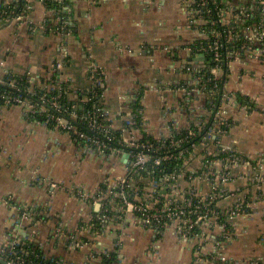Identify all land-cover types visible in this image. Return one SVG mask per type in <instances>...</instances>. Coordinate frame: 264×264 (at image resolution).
Segmentation results:
<instances>
[{
    "label": "crops",
    "instance_id": "crops-1",
    "mask_svg": "<svg viewBox=\"0 0 264 264\" xmlns=\"http://www.w3.org/2000/svg\"><path fill=\"white\" fill-rule=\"evenodd\" d=\"M69 3L72 32L63 38L33 32L27 24H0L1 79L4 70L18 76L45 73L64 47L68 55L64 74L73 88L71 98L76 100L78 92L90 87L91 65L103 68L104 99L118 129L132 116L133 102L141 94L146 133L157 140L211 115L210 95L192 90L193 76L187 68L198 71L206 61L190 52L200 35L188 28L179 0ZM47 16V8L36 0L31 20L40 24ZM177 86L188 91L176 92ZM223 90L236 101L226 106L232 126L217 145L238 151L251 163V168L234 169V180L224 186L223 198L217 203L222 211L241 199L251 205L248 215L235 221L236 232L224 254L226 264H251L264 260V198H258L264 191V62L249 55L232 62ZM251 104L255 109L251 110ZM134 137L144 136L136 132ZM215 144L198 145L188 170L200 168L201 151L214 150ZM125 175L123 158L84 151L68 134L31 122L21 107L0 109V244L22 236L39 245L46 258L61 264H104L102 254L116 249L121 264H194L191 245L179 241L174 229L158 241L154 232L130 219L110 221L101 240L84 232L81 246L71 247L69 237L88 227L99 210L74 189L93 196L104 180L113 182ZM255 176V182L251 181ZM202 187L207 189V184ZM27 212L33 215L32 221L18 230ZM219 234L217 229L213 232L209 247Z\"/></svg>",
    "mask_w": 264,
    "mask_h": 264
},
{
    "label": "built area",
    "instance_id": "built-area-1",
    "mask_svg": "<svg viewBox=\"0 0 264 264\" xmlns=\"http://www.w3.org/2000/svg\"><path fill=\"white\" fill-rule=\"evenodd\" d=\"M32 1L0 0V24L23 22L33 32L42 31L62 38L71 34L68 0H38L48 11V16L40 24L31 20ZM48 2H57L64 7L66 5V16L62 12L48 9ZM180 2L187 14L188 28L200 35L199 42L191 46L190 52L195 56H203L206 61L198 71L191 66L187 68L193 76L192 90L201 95H210L209 105L215 110V122L206 133L204 142L216 144L214 150L201 151L202 161L198 169L188 170V164L198 150H182L183 144L188 140L172 139L174 132L180 130L173 129L164 138L172 140L170 145L162 143L163 139L153 143L150 140L143 141L144 137H134L136 132H146L143 108L137 114L133 112L132 116L127 117L120 129L115 126L105 103L104 91L101 90L106 79L103 68L92 66V85L80 92L86 97L78 94V98L73 100V88L64 74L68 63L67 49L64 47H61L57 60L43 74L28 73L14 78L4 70L5 75L0 78V86L11 90H0V108H23L25 116L31 122L43 126L52 125L53 129L68 134L84 151L107 157L127 158L126 175L113 182L110 179L104 180L95 195L90 196L83 190L74 189L78 197L97 206L99 210L88 227L69 237L73 248L81 246L80 237L84 232L102 236L110 221L125 222L130 219L154 232L158 241L168 230L174 229L179 241L191 245L194 264L228 262L222 241L232 240L236 232L235 221L248 214L251 205L241 199L226 210L227 217L222 219L217 203L223 198L224 186L234 180V169L251 163L249 158L238 151L217 145L232 126L227 117L226 106L236 101L235 96L224 92L223 83L232 62L244 55L264 62V0ZM208 57H211L212 66L207 62ZM4 66L5 63H1V67ZM23 77L27 79L24 86L17 79ZM175 90L188 91L187 88L178 86ZM220 92L224 102L216 106L214 98ZM54 93L58 95L53 96ZM65 96L69 100L68 106L61 104V99ZM139 116L142 118L140 125L136 120ZM38 117L43 118V121L40 122ZM196 121L200 132L203 130L202 118ZM186 130L189 138L198 134L192 125ZM120 132L122 135H119ZM126 135L131 137L127 138ZM172 148L176 150H170ZM177 161L184 162L178 174H165L159 180L154 177L157 171L161 173L168 164ZM44 181L37 179L40 183ZM204 182L207 184L205 190L202 187ZM51 186L57 188L55 183H51ZM259 195L264 198V192ZM6 202L11 203V200L7 199ZM32 217L28 212L23 213L17 229L21 230L25 223L32 221ZM216 229L220 231L219 237L209 247L213 241L211 235ZM25 241L24 237L16 236L12 242L0 244V259L7 264H28V254L17 250ZM110 253L105 252L102 256L109 257ZM262 263L264 260L256 259L251 264Z\"/></svg>",
    "mask_w": 264,
    "mask_h": 264
},
{
    "label": "trees",
    "instance_id": "trees-1",
    "mask_svg": "<svg viewBox=\"0 0 264 264\" xmlns=\"http://www.w3.org/2000/svg\"><path fill=\"white\" fill-rule=\"evenodd\" d=\"M47 4H48V9L55 10L57 12H62V15L66 16V14L64 13V11L66 10V5L64 7V5H61V4L57 3V2H48ZM69 5H70V3H69V0H68L67 6H69ZM22 10H23V7L21 8V11ZM207 62L212 66L211 57L207 58ZM11 76H13V77L15 76L14 78L19 77L18 75H15V74L12 75V73H11ZM21 78H17V79L24 86L27 79L25 77H23V79H21ZM221 89H222V86H221ZM0 90L8 91V92L11 91V90L9 91L6 87H2V86H0ZM101 90L104 91L103 89H101ZM80 92H78L79 95H81ZM221 92L219 94H217V96H215V98H214V103H215L216 106H220L224 102V99L221 97ZM54 95H58V93H54L53 96ZM81 96L83 98L86 97V96H83V95H81ZM136 99L137 100L135 102H133L132 109L137 114V112L142 109V106H141L142 94L139 95V97L136 98ZM68 101H69L68 97L65 96L64 99L63 98L61 99V104L63 106H68L67 105ZM250 106H251V110L255 109V105L251 104ZM212 108H211V105H208V110H209V112H211V115L209 117H207V118L202 119V122H203V130L202 131L198 132V128H197V125H198L197 123L198 122L197 121H194L192 123V128L194 130H196L197 133H198L196 137L189 138V135H188V132H187L186 129L174 132V137L172 139H174L175 141H177V140L180 141L182 139H187L188 140L187 142H185L183 144L182 150H189V152L190 151L193 152L195 147H197L202 142H204V137H205L206 133L213 127V124L215 122L214 121L215 110H213ZM38 119H39L40 122L43 121V118H41V117H38ZM136 120H137L138 125H140L142 123V118L140 116L137 117ZM51 127L53 128L52 125H51ZM119 135H122V132H120ZM143 135H144V140L143 141L150 140L153 143H158L157 139H155L152 136H149L146 132H143ZM161 141H162V143L165 142L167 145H170L172 140L163 139ZM170 150H176V149L172 148ZM183 165H184L183 161L172 162V163L168 164L165 167V170L163 172L160 173L159 171H157L156 174L154 175V177L159 180L165 174H178L179 170H181V167ZM220 213H221V218L222 219L227 217L226 216V211L220 210ZM222 242L224 243V245H227V243H228L226 241H222ZM17 250L25 252V253L28 254V257L26 258L28 260V264H30V262H33L34 264H38V263H40V264H57L58 262H60L57 259H48V258H46V256L42 252L40 246L37 245L35 242L30 241V240H26L25 243H23L22 245H20L17 248ZM118 250L119 249H116L115 252H111L109 257L102 256L103 263L104 264H119L122 259H121L120 255L118 253ZM262 264H264V263H262Z\"/></svg>",
    "mask_w": 264,
    "mask_h": 264
},
{
    "label": "rangeland",
    "instance_id": "rangeland-1",
    "mask_svg": "<svg viewBox=\"0 0 264 264\" xmlns=\"http://www.w3.org/2000/svg\"><path fill=\"white\" fill-rule=\"evenodd\" d=\"M36 0H33L32 1V4L35 2ZM180 1V0H179ZM185 18H187V14L185 13ZM21 24H25V23H23V22H20ZM8 24V23H7ZM11 24V23H10ZM42 32V31H41ZM90 68H92V65L90 66ZM91 71V70H90ZM90 71H89V73H90ZM89 79H90V86L92 85V75L91 76H89ZM11 108H14V107H11ZM11 108H0V109H11ZM108 108V107H107ZM45 127H47V128H49V129H53L51 126H45ZM247 166H249L250 168H251V166H250V164H247ZM256 175V174H255ZM255 178H256V176L255 177H252L251 178V181H255ZM37 180V179H36ZM57 188H58V186H57ZM261 191H263L262 189H261ZM264 192V191H263ZM258 198L259 199H263V198H261L260 197V195L258 196ZM93 206V205H92ZM94 207V206H93ZM246 215H248V214H245V216ZM242 217V216H241ZM236 225V224H235ZM237 227V226H236ZM103 236V235H102ZM102 236H95L96 238H97V240H101L102 239ZM255 261V260H254Z\"/></svg>",
    "mask_w": 264,
    "mask_h": 264
},
{
    "label": "water",
    "instance_id": "water-1",
    "mask_svg": "<svg viewBox=\"0 0 264 264\" xmlns=\"http://www.w3.org/2000/svg\"><path fill=\"white\" fill-rule=\"evenodd\" d=\"M9 25H10V23L6 24L5 27L9 26ZM123 162L127 163V158L123 159ZM0 264H7V263L0 259Z\"/></svg>",
    "mask_w": 264,
    "mask_h": 264
}]
</instances>
